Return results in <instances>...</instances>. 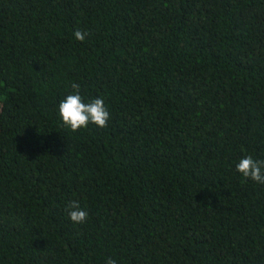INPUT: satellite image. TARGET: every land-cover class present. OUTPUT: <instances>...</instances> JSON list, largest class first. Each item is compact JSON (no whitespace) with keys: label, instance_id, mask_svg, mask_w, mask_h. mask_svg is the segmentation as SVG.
<instances>
[{"label":"trees","instance_id":"1","mask_svg":"<svg viewBox=\"0 0 264 264\" xmlns=\"http://www.w3.org/2000/svg\"><path fill=\"white\" fill-rule=\"evenodd\" d=\"M72 83L106 128L63 125ZM248 155L264 0H0V264H264Z\"/></svg>","mask_w":264,"mask_h":264},{"label":"clouds","instance_id":"2","mask_svg":"<svg viewBox=\"0 0 264 264\" xmlns=\"http://www.w3.org/2000/svg\"><path fill=\"white\" fill-rule=\"evenodd\" d=\"M75 38L83 41L87 35L86 32L77 30ZM73 94L67 95L59 103V115L63 125L72 132L81 128H87L89 124H94L99 128H106L110 119L108 108L102 98H95L85 103L80 94V85L72 83ZM236 170L242 174L245 179H251L259 184H264V160L254 159L248 155L237 163ZM70 220L74 224H83L88 219L89 213L80 207L79 201H71L66 208ZM105 264H116L114 259L108 258Z\"/></svg>","mask_w":264,"mask_h":264}]
</instances>
